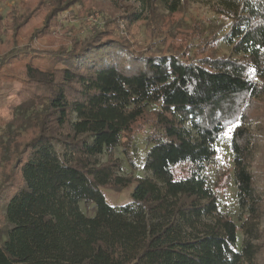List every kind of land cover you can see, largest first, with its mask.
<instances>
[{
    "label": "trees",
    "instance_id": "trees-1",
    "mask_svg": "<svg viewBox=\"0 0 264 264\" xmlns=\"http://www.w3.org/2000/svg\"><path fill=\"white\" fill-rule=\"evenodd\" d=\"M140 1L151 36L161 9L181 17L187 2L206 3L230 21L231 51L202 39L172 52L177 38L167 35L168 48L149 54L130 31L144 17L132 3L125 33L108 18L86 37L60 16L78 3L83 14L111 13L102 0H19L0 12V84L20 80V109L31 110L8 140L0 136V264H260L264 160L255 171L259 138L249 123L264 131V0ZM179 32L197 38L200 30ZM152 104L145 175H122L123 134L132 140ZM229 129L240 224L222 211L205 173ZM108 189H129L128 199L113 205Z\"/></svg>",
    "mask_w": 264,
    "mask_h": 264
},
{
    "label": "rangeland",
    "instance_id": "rangeland-1",
    "mask_svg": "<svg viewBox=\"0 0 264 264\" xmlns=\"http://www.w3.org/2000/svg\"><path fill=\"white\" fill-rule=\"evenodd\" d=\"M106 7L111 11L104 12L95 10L92 12H81L83 8L82 3L75 5L72 10H65L61 16V21L64 25L74 26L79 32L80 36L86 37L91 33L96 32L98 29L105 27L106 21L109 18H117L123 25V28L117 30V33L123 34L127 30L123 15L125 14V4L132 3L137 6L143 13L144 17L136 20L130 31L134 34L135 39L138 42L140 49H143L147 53L159 49H167L168 40L167 35H173L177 38L170 46V51L181 52L187 48V45H191L190 51H193L197 47L202 39H212L218 44V52L229 53L231 47L224 41V35L228 30L230 21L215 13L209 5L203 2H187L185 4L184 14L179 16L168 17L167 12L161 9L162 24L156 25L155 34L149 35L147 33L150 24L148 19L145 18L149 14L147 8L140 0H102ZM19 0H7L0 4V12L2 16H6L12 6H18ZM112 14V16H111ZM114 16V17H113ZM122 20V21H121ZM169 24V25H168ZM199 26V34L197 38H192L185 33H180L181 28L189 26ZM5 39V36H2ZM184 38V39H182ZM188 38L187 41H185ZM166 41V42H165ZM154 42L155 47L151 48L150 43ZM21 82L18 79L15 80H2L0 84V136L3 140H8L9 131L15 129V120L18 118L24 119V125L28 123V119L31 116V110L24 111L20 109V98L18 96V90L21 88ZM159 104H152L148 106L147 114L144 118L140 119L135 125L134 136L132 140L124 133L122 141L124 142L117 149V156L122 160V170L119 172L122 175L134 174L136 176H144L145 171L143 168V162L148 148L147 138L153 131L152 121L154 118V110ZM24 125L20 128L23 129ZM249 126L253 132L258 135L259 143L256 155L253 161V169L260 171V164L264 160V131L261 127L259 120H252ZM231 132L232 129L227 130L221 135L215 147L218 150L217 156L206 168V175L209 185L216 191L218 195L219 206L222 211L231 215L238 224L241 223L244 217V211L239 205L237 197V186L234 176V154L231 150ZM130 141L131 146L127 147L128 152L125 150L126 143ZM101 160H105L106 156H100ZM189 169L188 164L175 167L177 175L187 174ZM262 184V182H260ZM109 201L116 206H121L129 195V189H123L117 191L114 189H108ZM81 209L87 215H94L93 204L86 205L84 202L80 203ZM1 208L5 212L6 206L2 203ZM262 226H264V217L262 220ZM6 239V236H2L1 242ZM243 244V234H239V247ZM260 264H264V254L260 256Z\"/></svg>",
    "mask_w": 264,
    "mask_h": 264
}]
</instances>
